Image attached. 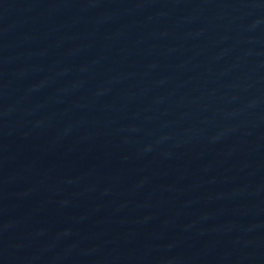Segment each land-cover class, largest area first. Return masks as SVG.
<instances>
[{
	"label": "water",
	"instance_id": "95a60500",
	"mask_svg": "<svg viewBox=\"0 0 264 264\" xmlns=\"http://www.w3.org/2000/svg\"><path fill=\"white\" fill-rule=\"evenodd\" d=\"M0 264H264V0H0Z\"/></svg>",
	"mask_w": 264,
	"mask_h": 264
}]
</instances>
